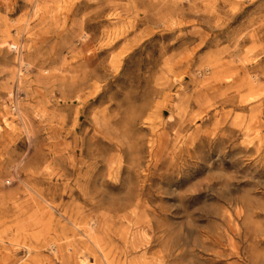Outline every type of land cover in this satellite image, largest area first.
Masks as SVG:
<instances>
[{
    "label": "rangeland",
    "instance_id": "1",
    "mask_svg": "<svg viewBox=\"0 0 264 264\" xmlns=\"http://www.w3.org/2000/svg\"><path fill=\"white\" fill-rule=\"evenodd\" d=\"M212 56L230 66V81L202 83ZM87 58L107 77L98 85L120 95V100L128 91L134 98L162 91L157 99L162 118L154 113L150 123L138 125L147 138L138 172L162 178L156 182L163 190L169 184L177 190L181 172L189 177L213 168L210 178L221 170L241 185L255 182L256 199H264V158L246 152L252 145L264 147V0H0V264H61L49 245L32 249L35 240L16 234L30 223L28 216L38 220L36 209L16 220L2 201L8 192L24 193L18 175L24 179L34 171H72L81 159L69 133L72 125L64 122L67 113L60 95L56 103L54 76L62 84L78 81L90 71ZM253 77L259 79L258 87L245 100L250 86L243 83ZM178 96L186 111L183 117L174 113L170 124ZM165 131L169 154L150 158L148 139L159 136L160 142ZM192 132L196 143L180 144V156H174L175 136L185 139ZM55 184L43 182L45 189ZM187 193V188L181 190ZM171 198L164 194L162 203L173 210ZM57 203L52 210L57 233L65 230L78 247L84 238L72 235L74 228L65 217L77 209L67 196ZM218 206L229 207L209 193L179 209L180 230L193 225L190 249L199 250L209 220L221 228L228 249V240L235 237L229 223L201 217L204 210ZM126 227L119 229L126 232ZM54 235L52 231L47 236ZM118 245L110 249L116 264L133 259L137 264L159 263L158 245L145 256L139 252L129 257ZM73 259L76 263L78 254Z\"/></svg>",
    "mask_w": 264,
    "mask_h": 264
},
{
    "label": "bare ground",
    "instance_id": "2",
    "mask_svg": "<svg viewBox=\"0 0 264 264\" xmlns=\"http://www.w3.org/2000/svg\"><path fill=\"white\" fill-rule=\"evenodd\" d=\"M31 1L35 3L37 0ZM11 47L17 49L18 45L13 43ZM87 67L90 71L69 84H62L59 76H54L56 103L59 104L60 95L67 113L64 122L72 125L69 133L74 134L81 159L71 166L72 171H34L26 173L24 179L17 176L22 180L24 193L8 192L2 204L9 214H13L10 217L16 220L36 209L34 214L38 220L34 215L28 216L26 221L30 223L17 230L16 234L29 241L35 240L37 244H31L32 249L41 250L49 245L53 254L62 259L61 264H116L110 249L118 243L117 249L122 248L126 257L139 252L145 256L158 245L161 249L156 254L157 264H264V199H256L259 196L257 184L250 181L241 185L221 170L217 177L210 178L215 169L206 168V174L200 172L189 177L181 172L177 178L178 189L173 190V185L169 184L163 190L156 182L162 178L136 170L141 165L143 141L147 140L140 135L142 129L138 125L150 123L154 113L162 118L164 111L157 103L162 91L155 95L148 93L141 98H134L128 91L120 100V95L98 85L102 78L107 77L97 69L94 60L87 58ZM229 70L230 66H226L219 57L212 56L201 75L202 83L210 84L222 79L230 81ZM246 81L243 84L250 88L245 100L254 95L259 79L253 77ZM180 98L174 99L175 105L167 120L170 124L175 119L174 113L183 117L186 111ZM56 115L58 117L60 112ZM60 122L57 121L58 125ZM195 132L185 139L179 138V133L175 136L174 156H180L177 149H181L180 144L196 143ZM167 135L168 131L162 133L160 142L159 136L148 139L150 158L157 154L166 158L169 154L171 145L164 139ZM252 146L247 147V154L264 158V147L260 144ZM183 160L185 158L181 156ZM45 181H56V184L45 189ZM185 188L190 193L181 194ZM209 193L229 207L204 210L201 217L222 218L229 223L235 237L228 240L227 249L221 228L209 220L210 228L207 234H203V240L197 246L199 250H192L193 225L180 230L179 209L197 204ZM25 194L31 197L24 199ZM164 194L172 196L173 210L162 203ZM65 196L77 209L75 214L71 212L65 217L74 228L72 235L84 238L78 247L68 240L65 230L63 235L57 233L52 210L58 208V199ZM126 225V232L119 229V226ZM52 231L55 232L54 237L47 236ZM65 239L66 243L63 242ZM74 254H78L76 263L73 262ZM133 260L124 264H133Z\"/></svg>",
    "mask_w": 264,
    "mask_h": 264
}]
</instances>
